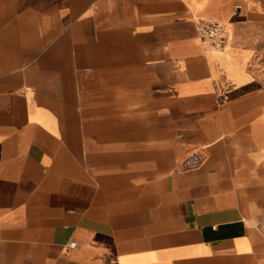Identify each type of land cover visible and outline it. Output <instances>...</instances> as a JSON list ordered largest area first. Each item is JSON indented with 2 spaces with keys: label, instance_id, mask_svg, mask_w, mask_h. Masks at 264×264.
Segmentation results:
<instances>
[{
  "label": "crops",
  "instance_id": "crops-1",
  "mask_svg": "<svg viewBox=\"0 0 264 264\" xmlns=\"http://www.w3.org/2000/svg\"><path fill=\"white\" fill-rule=\"evenodd\" d=\"M0 264H264V0H0Z\"/></svg>",
  "mask_w": 264,
  "mask_h": 264
},
{
  "label": "built area",
  "instance_id": "built-area-1",
  "mask_svg": "<svg viewBox=\"0 0 264 264\" xmlns=\"http://www.w3.org/2000/svg\"><path fill=\"white\" fill-rule=\"evenodd\" d=\"M197 30L201 44L205 48L222 49L227 41L226 24L212 20L200 19L197 24ZM76 243H70V247H75Z\"/></svg>",
  "mask_w": 264,
  "mask_h": 264
}]
</instances>
